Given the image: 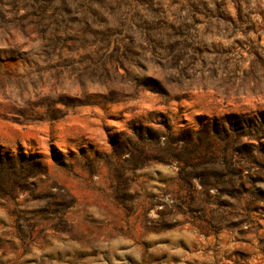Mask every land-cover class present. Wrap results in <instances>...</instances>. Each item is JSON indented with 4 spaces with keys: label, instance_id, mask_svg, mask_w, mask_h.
<instances>
[{
    "label": "rangeland",
    "instance_id": "1",
    "mask_svg": "<svg viewBox=\"0 0 264 264\" xmlns=\"http://www.w3.org/2000/svg\"><path fill=\"white\" fill-rule=\"evenodd\" d=\"M10 47L0 264H264V0H0Z\"/></svg>",
    "mask_w": 264,
    "mask_h": 264
},
{
    "label": "trees",
    "instance_id": "2",
    "mask_svg": "<svg viewBox=\"0 0 264 264\" xmlns=\"http://www.w3.org/2000/svg\"><path fill=\"white\" fill-rule=\"evenodd\" d=\"M248 17L243 15V13L241 12V10H238V13H236V18L234 19L235 21H239V20H243V19H247ZM231 19V18H229ZM232 20V19H231ZM17 53L16 49L13 48H9V49H1L0 48V55H10V54H14ZM10 57V56H9ZM180 159V158H178Z\"/></svg>",
    "mask_w": 264,
    "mask_h": 264
}]
</instances>
